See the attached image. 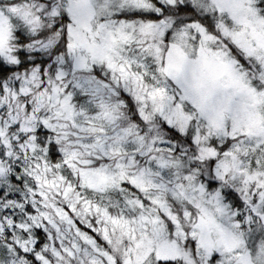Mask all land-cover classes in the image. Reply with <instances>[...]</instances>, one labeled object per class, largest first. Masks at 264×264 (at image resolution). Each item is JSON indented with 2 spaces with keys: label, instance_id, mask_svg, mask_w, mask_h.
<instances>
[{
  "label": "snow or ice",
  "instance_id": "6c2138e0",
  "mask_svg": "<svg viewBox=\"0 0 264 264\" xmlns=\"http://www.w3.org/2000/svg\"><path fill=\"white\" fill-rule=\"evenodd\" d=\"M0 264H264V0H0Z\"/></svg>",
  "mask_w": 264,
  "mask_h": 264
}]
</instances>
